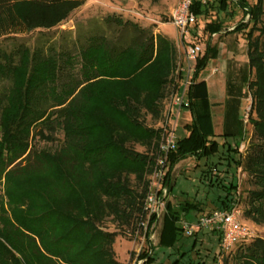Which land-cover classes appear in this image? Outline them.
Instances as JSON below:
<instances>
[{"label":"trees","instance_id":"trees-1","mask_svg":"<svg viewBox=\"0 0 264 264\" xmlns=\"http://www.w3.org/2000/svg\"><path fill=\"white\" fill-rule=\"evenodd\" d=\"M83 4V0H0V182L6 197L0 201V264H121L115 252L118 233L107 230L106 223H138L143 231L160 220L148 216L145 202L147 176L156 170L166 127H148L145 116L159 118L177 94L181 54L171 37H156L152 30L118 17L78 22L76 31L54 30ZM231 4L243 11L244 19L229 32L223 21H208L204 32L209 38L246 34L253 72L247 83L252 138L245 155L239 142L234 149L228 142L220 144L211 124L206 85L196 82L190 91L194 120L185 126L188 150L179 147L171 166L185 157L198 161L238 153L233 162L249 175L252 185L245 198V216L260 225L264 223V0L253 6L243 0H213L211 5L199 1L192 11L200 19L209 15L210 6L227 13ZM247 16L251 21L246 22ZM218 53L209 43L198 62L197 78ZM59 131L64 134L61 141ZM39 142L54 146L40 147ZM135 145L153 155L138 152ZM132 177L138 187L131 185ZM164 187L168 195L158 239L160 248H169L183 236L176 220L208 212L201 204L178 200L174 205L169 200L175 187L172 170ZM230 189L238 193L234 183ZM140 260L154 263L149 253ZM233 260L264 264V239L240 245Z\"/></svg>","mask_w":264,"mask_h":264},{"label":"rangeland","instance_id":"rangeland-1","mask_svg":"<svg viewBox=\"0 0 264 264\" xmlns=\"http://www.w3.org/2000/svg\"><path fill=\"white\" fill-rule=\"evenodd\" d=\"M84 4L73 11L70 19L61 23L54 30H73L76 31V25L78 22H86L88 20H99L107 17H118L124 21H129L140 25L144 29H150L157 36H165L163 34L155 33L156 25L158 22H163L168 19L170 11L180 2V0H83ZM213 0H204L205 3L211 5ZM251 6L255 5L257 0H243ZM209 7V6H208ZM227 13H218L216 7H209V15L197 19V26L191 29V36L188 38L190 42L199 43L203 49L204 54L208 49V44L215 45L218 50V56L221 54L219 60H225L229 58L228 53L225 52L226 47L235 48L236 51L232 56H239L240 61L247 60V43L244 39L246 34L232 33L229 35H213L209 38V35L205 34L204 28L208 21H216L217 19L223 21L227 28V32L232 31L239 21L243 20L245 15L243 11L234 6L230 5ZM251 21V17H246V22ZM86 28V27H85ZM83 28L84 30H86ZM170 31L172 28L170 27ZM166 37V36H165ZM170 37V36H169ZM176 45V40L173 39ZM177 47V45H176ZM178 49V48H177ZM179 51V50H178ZM223 55H222V53ZM180 53V52H179ZM181 54V53H180ZM217 56V57H218ZM228 60V59H227ZM243 64V63H242ZM243 73L239 75L241 95L243 96L244 105L239 108L238 102L235 101V95H229L230 90H227V94L223 90H219L218 96V113L211 115V120L215 122L220 119L223 124L227 125L231 123L233 129L237 130L241 135L239 140L237 138H222L224 134H218V141L220 144L228 142V145L233 149L236 147V143L240 145L239 151L242 155H245L247 147L252 138L253 126L249 122L251 114L252 97L247 91V82L253 77V72L249 69L247 62L243 64ZM219 68V67H218ZM214 67V69H218ZM212 66H208L206 71H210ZM96 71L95 65L90 67V72ZM218 73V72H217ZM230 78L227 79L229 84ZM243 93V91H245ZM207 93L213 92L206 87ZM224 94L226 101H224ZM220 98H223L221 101ZM232 100V101H231ZM231 101V103H230ZM213 103H217L215 99H212ZM225 107H222V106ZM173 119L168 118L169 112H167V104L164 105L163 112L159 118H154L152 114H147L146 125L153 129H160L166 127V130L172 129L175 125L176 138L178 139L179 147H183L184 150H188L187 131L185 126L192 123L194 120V114L191 108L179 109L174 107ZM171 121L173 123L171 124ZM214 124V122H213ZM218 128L220 124L218 122ZM58 141L64 139L63 132L57 133ZM40 147H47L46 143H37ZM54 145H49L52 147ZM135 149L138 152L153 155L152 151H147V148L142 145H135ZM226 150L227 147L225 146ZM161 157V156H160ZM157 158V162L160 159ZM223 157V158H221ZM239 158V154L231 151L230 153H223L220 157L215 156L211 159L195 160L191 157L181 158V160L175 165L170 162V170H172L173 177L175 180V187L173 192L169 196V200L175 205L178 200H188L197 204L203 205L206 212H212L215 210H225V206L228 205L231 208L233 204H238L241 217L245 224H247L253 231L255 237L264 239V223L256 224L252 218L245 216V198L247 196V190L252 189L249 175L238 168L233 162ZM221 162V163H220ZM216 163H219L218 165ZM216 164V166H215ZM147 180L149 181V194L153 191L160 189V179L155 177V173H148ZM133 187H138V182L134 177L130 181ZM156 183V185H155ZM234 183L238 186V190L230 193L231 184ZM141 187L140 189H142ZM235 194V195H234ZM231 199H234V203H230ZM5 201V190L4 182H0V201ZM147 200V198H146ZM166 205V201L164 202ZM146 206V202H145ZM165 212V206L161 208L160 220ZM149 216V214H148ZM159 222L148 229L146 233V227L141 230L138 223L133 225L117 224L113 221L106 223V229L110 232H117L118 238H116L115 252L117 260L121 264H143L144 260H140V257L144 254H148L154 258L152 264H234L233 257L238 251V247L243 244H250L254 239L237 245L231 253H224L220 247V241L218 243L217 236L213 238H205L198 236V238L187 237L183 235L180 240L173 247H161L159 246ZM180 230V227L178 226ZM151 233V234H150ZM154 235V236H152Z\"/></svg>","mask_w":264,"mask_h":264},{"label":"built area","instance_id":"built-area-1","mask_svg":"<svg viewBox=\"0 0 264 264\" xmlns=\"http://www.w3.org/2000/svg\"><path fill=\"white\" fill-rule=\"evenodd\" d=\"M199 1L204 0H180L170 11L168 19L158 22L155 29V33L167 35L176 40L177 48L182 57V62L176 70L179 84L178 92L167 107L170 120L173 119L172 109L175 106L179 109L190 107V91L197 82V65L204 55L203 47L199 43L190 42L188 39L191 36V29L197 26V17L192 8L193 4ZM170 27L172 31H170ZM217 72L218 69H213L214 74ZM172 123L173 121H171ZM175 128L176 126L172 124V129L166 130L160 144L161 157L154 172L155 177L160 179V189L151 192L146 200V210L149 217L156 216L157 220L160 219L161 208L166 207L164 202L168 191L164 187L165 180L169 173L171 159L175 158V153L179 148ZM175 222L183 235L187 237L219 235L220 247L224 253H231L237 245L256 238L251 228L243 222L238 204L233 205L230 210H215L196 219L182 217ZM147 232L148 227H146Z\"/></svg>","mask_w":264,"mask_h":264},{"label":"crops","instance_id":"crops-1","mask_svg":"<svg viewBox=\"0 0 264 264\" xmlns=\"http://www.w3.org/2000/svg\"><path fill=\"white\" fill-rule=\"evenodd\" d=\"M225 52L228 53L229 58L225 59V60H219L221 58V54L220 57L218 56L216 59H213L209 62L208 66H212V69L210 71H206L207 67L199 74L197 82L198 83H204L206 85L207 88H209L211 90H213V92L211 93H207L208 94V101L210 104V112L211 115L214 114L215 118H216V113H218V96H220L219 90H223V92L225 94H227V90L229 89V95H235V102L239 104V108L242 107L244 105V101H243V96L241 95V89H240V81L239 79L241 78L239 75H242V71H243V64L244 62L248 64L249 66V58H248V48H247V60L244 59V61H240L238 59L237 56H232V58L230 57V55H234L236 51L235 48H228L226 47ZM222 53V52H221ZM238 53V52H237ZM223 55V53H222ZM243 63V64H242ZM214 67H219L218 68V73H213V69ZM249 69L252 71V69L249 67ZM240 77V78H239ZM230 78V82L229 84H227V79ZM239 78V79H238ZM248 83V82H247ZM247 91H248V87H247ZM246 92L243 91V93ZM249 92V91H248ZM225 94H224V101L227 100V98L225 99ZM215 99V101L217 103H213L212 99ZM220 100L222 101L223 98H220ZM232 101V100H231ZM230 101V103H231ZM222 107H225L224 105ZM215 118H213L214 120H211V124L213 126V130H214V134L218 135V134H223V133H229V138L230 139H235L237 138L239 140V137L241 136L239 134V132L235 129L232 128L231 123L229 125H227V123L225 122V124H223V122L220 119L219 120V124H220V128H218V122H215ZM214 122V124H213ZM188 148V147H187ZM217 236V240L219 243V235H203V237L205 238H213ZM198 238V237H197Z\"/></svg>","mask_w":264,"mask_h":264}]
</instances>
